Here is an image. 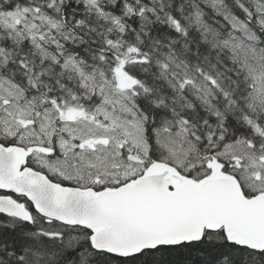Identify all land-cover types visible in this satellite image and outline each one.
<instances>
[{
    "label": "snow or ice",
    "instance_id": "1",
    "mask_svg": "<svg viewBox=\"0 0 264 264\" xmlns=\"http://www.w3.org/2000/svg\"><path fill=\"white\" fill-rule=\"evenodd\" d=\"M0 264H264V0H0Z\"/></svg>",
    "mask_w": 264,
    "mask_h": 264
}]
</instances>
